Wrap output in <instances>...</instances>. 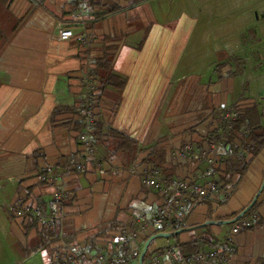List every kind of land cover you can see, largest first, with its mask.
<instances>
[{
  "label": "crops",
  "instance_id": "obj_1",
  "mask_svg": "<svg viewBox=\"0 0 264 264\" xmlns=\"http://www.w3.org/2000/svg\"><path fill=\"white\" fill-rule=\"evenodd\" d=\"M216 1L223 3L147 0L129 6V0H91L93 55L111 57L114 72L127 80L122 92L100 81L98 124L104 134L110 129L133 144L117 151L118 145L104 136L99 143L103 167L95 170L92 165L90 171L80 172L71 167L73 156L82 157L76 115L83 94L80 29L74 28L75 37L69 41L58 37L59 22L68 26L72 21L68 0H0V264H51L56 252L70 245H88L93 254L115 253L121 246L119 232L133 218L161 207V196L142 177L154 165L150 148H164L165 158L156 162L165 174L201 183L197 177L204 165L180 159L177 151L184 143L207 141L221 104L244 110L256 106L264 122V73L256 76L253 71L264 65V58L254 67L245 51V57L227 56V45L216 42L206 47L211 53L201 57L203 47H196L197 42L189 47L200 26L206 36H213L212 23L201 24L198 2L205 3L207 13L212 11L208 3ZM109 6L122 10L97 16ZM258 35H252L251 43L258 42ZM247 74L238 98H233L235 77ZM258 82L260 89L246 97V86ZM47 166L60 173L72 197L64 204L63 231L57 222V238L39 248L44 228L38 213L45 219L54 207V186L37 178ZM263 184L264 149L229 189L225 202L197 200L180 223V234L152 240L147 261L178 264L177 249L188 255L183 246L194 241L202 242V252H214L232 225L219 223L237 218L257 196L254 211L259 222L235 237L228 264H264ZM21 196L33 204L22 219L13 211ZM160 233L154 228L142 233L137 249L141 252Z\"/></svg>",
  "mask_w": 264,
  "mask_h": 264
},
{
  "label": "built area",
  "instance_id": "obj_2",
  "mask_svg": "<svg viewBox=\"0 0 264 264\" xmlns=\"http://www.w3.org/2000/svg\"><path fill=\"white\" fill-rule=\"evenodd\" d=\"M68 4L72 21L68 26L59 22L58 37L61 41H69L75 37L74 28H79L80 33L77 39L83 50V94L76 110L77 122L81 126L78 137L82 146V157L76 159L73 156L71 167L80 172H87L92 169V165L95 170H100L106 162L100 152L101 138L97 134L96 112L100 82L95 56L91 50L94 38L88 29L89 0H68ZM239 117L240 112L237 108L222 104L219 119L207 141L200 145L186 143L177 151L180 159L192 164L204 165V169L197 177L202 181L201 183L172 177L165 174L161 167L152 166L144 170L143 182L161 196V207L149 209L139 217L133 218L128 226L119 232L121 246L115 253L93 254L88 245H70L57 251L51 264H132L138 262L141 252L136 244L142 233L154 228L162 233L174 234L178 224L187 217L190 206L197 200L213 198L225 202L229 197V189L222 187L213 178L219 165L227 158V153H231L226 149H228L227 145L233 126ZM238 150L241 155L243 148L238 147ZM37 178L41 183L53 185L55 190L54 207L45 219L37 212L38 220L43 228H49L58 222L63 231L66 219L64 204L72 197V194L63 183L60 173L51 166L45 167ZM18 201L13 211L15 217L22 219L29 215L33 204L27 203L23 196L19 197ZM258 222V214L251 211L231 225L227 236L214 252H198L185 256L180 249H177L175 259L178 264H228L231 254L235 251V237L249 231ZM145 264H159V261L150 258Z\"/></svg>",
  "mask_w": 264,
  "mask_h": 264
},
{
  "label": "trees",
  "instance_id": "obj_3",
  "mask_svg": "<svg viewBox=\"0 0 264 264\" xmlns=\"http://www.w3.org/2000/svg\"><path fill=\"white\" fill-rule=\"evenodd\" d=\"M145 1L147 0H129V6H135ZM90 2L91 0H89V3ZM121 10L122 8L119 6H109L104 11H101V13L98 14L97 16L99 17L109 16L118 13ZM95 63L97 65L98 75L100 77V81L102 82V86L112 88L117 92H122L127 84V80L126 78L114 72L113 62L111 57L109 56H104L102 58L95 57ZM102 130L103 129L98 124L97 126L98 136L100 138L107 136L110 142H112L115 145L116 144L118 145L117 151L121 150L123 147H125L126 150L127 146L133 144V142L129 140L127 137H124L121 134L111 131L110 129H108L105 134L104 132H102ZM227 146L228 149L226 150L229 152L231 151L232 154L227 153L228 154L227 158H225L223 163L219 165L213 179L218 184L222 185V187H224L225 189H230L232 187H235L236 184L244 177V175L249 170V166L252 160L256 156H258L264 149V122L262 119V115L256 106L250 109L243 110L238 121L233 126L232 135L230 137V140L228 141ZM241 146L243 148L242 157L241 155H239V150H238V147L240 148ZM149 150L151 154L149 157L150 161L154 164L153 166L158 167L160 163L156 162V160L158 159V161L160 160L163 161V159L165 158L164 148L160 145H155ZM153 156H157V158L154 159L152 158ZM236 177H238L237 181H235ZM207 199L208 198L204 199L203 202H208ZM195 203L196 202H194L193 205L190 206V210L192 209ZM256 206L257 203H255L254 206L247 213L254 211ZM29 224L30 221L27 222V225ZM180 227L182 226H180L179 223L177 227V231L179 230ZM58 233L59 230H58L57 222H55L49 228H44V230H42L40 234L41 238L44 239V243L40 245L39 248H46L48 243L52 242L51 238H57ZM201 243L202 242L194 241L185 244L183 246V249L185 253H189L188 255L198 253L199 251L202 252L201 248L203 246H201L202 245ZM147 258L148 256L146 255L144 259V264L146 263Z\"/></svg>",
  "mask_w": 264,
  "mask_h": 264
},
{
  "label": "rangeland",
  "instance_id": "obj_4",
  "mask_svg": "<svg viewBox=\"0 0 264 264\" xmlns=\"http://www.w3.org/2000/svg\"><path fill=\"white\" fill-rule=\"evenodd\" d=\"M208 4V9H212V11L210 10V12L206 13L205 3L201 4L200 2H198V6L203 9V13L201 14L200 12L199 15L202 18L201 24L206 25L209 22L212 23L211 30L213 36H206L207 31L205 30V28H201L200 26L199 30L196 32V35L192 38L189 47H194L195 43L197 42L196 47H203L198 54L199 57H201L202 55L208 56L211 51H209V48L207 49L206 47H215L216 42L219 46L221 44L220 47H225L227 45L226 47H231L230 49L225 51V54L227 56L231 57L233 55H238L240 57H245V51L250 55V57H248V64L255 67L257 61H259L260 59L259 57L264 58V0H223V3L221 4L220 1ZM180 10L187 11V9L184 7H182ZM209 13L212 14L211 18ZM222 33H224L223 37L217 36ZM256 33L259 34L255 37L258 42L251 43L250 40H252ZM208 38L210 40L205 43V39ZM211 58H209L208 60H211ZM262 59L261 61H263ZM253 71L257 73L256 76H259V74H263L264 65L255 68ZM248 77V74L247 76L235 77V94H232L234 95L233 98H238V93L240 92L241 88V82L243 80L247 81ZM100 86L101 85H99V92ZM256 89H260V82L246 86V97L251 96V92H255ZM262 103L264 105V101H262ZM230 107L237 108L240 112V115L244 110L239 105ZM96 113L98 126V111Z\"/></svg>",
  "mask_w": 264,
  "mask_h": 264
},
{
  "label": "water",
  "instance_id": "obj_5",
  "mask_svg": "<svg viewBox=\"0 0 264 264\" xmlns=\"http://www.w3.org/2000/svg\"><path fill=\"white\" fill-rule=\"evenodd\" d=\"M263 186H264V184H263ZM256 201H257V196L254 198L253 202L245 209V211H243L237 218H235L234 220H231V221H224V222H221L219 224L223 225V224H233V223H235L237 220H239L241 217H243L254 206ZM181 232H182V230H178L174 234L160 233V234L152 237L150 240H148L145 243L137 264H144V259H145L146 255H147L148 247H149L151 241L154 240L156 237H170V236L178 235Z\"/></svg>",
  "mask_w": 264,
  "mask_h": 264
}]
</instances>
